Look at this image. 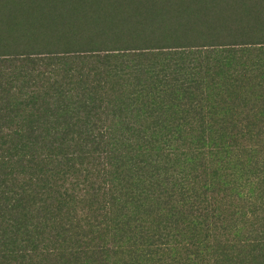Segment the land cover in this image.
Masks as SVG:
<instances>
[{"label":"trees","instance_id":"trees-1","mask_svg":"<svg viewBox=\"0 0 264 264\" xmlns=\"http://www.w3.org/2000/svg\"><path fill=\"white\" fill-rule=\"evenodd\" d=\"M47 1L0 53V264H264V0Z\"/></svg>","mask_w":264,"mask_h":264},{"label":"rangeland","instance_id":"rangeland-1","mask_svg":"<svg viewBox=\"0 0 264 264\" xmlns=\"http://www.w3.org/2000/svg\"><path fill=\"white\" fill-rule=\"evenodd\" d=\"M75 1L89 4L87 7L91 8L90 15L93 22H95L97 18H104L107 22L108 20H112V11L118 15L121 14V16L133 14L136 22L144 24L154 19H159L161 22H168L169 15L167 6L175 3L182 5L181 0H120V4L117 8L115 5L116 0H52L50 6L53 7L55 11L53 15L57 17V25L61 28L60 30L58 29L55 34H62L61 30H65L69 24L74 23L76 25L80 21V23H82L84 17L83 8L82 6L74 5ZM1 2V6L3 7L0 10V21L4 20L5 24L1 27L2 32H0V39L4 36L3 40H0V47L3 48L0 49V53L6 54L10 50L5 48L14 43L22 44L24 35H36L35 33L37 32L40 34V32L45 29L46 25L40 18L42 17V12L44 15H49V9L45 8L47 6V0H1ZM193 3L194 0H188V3L186 2L188 6L185 5L182 7V14L180 17L178 16L182 19V23L188 20L187 15L189 14L187 9H189ZM95 4L97 6H95ZM30 6H32V9H30ZM67 6L73 10H79L71 11L67 9ZM194 10H198V7L191 8V11ZM155 16L157 17L155 18ZM172 18H174V14H171V19ZM47 26L49 27V25ZM95 30H97V28H95ZM15 31H17V33L12 37ZM58 38H61V36H58ZM30 41L31 44H33L34 39H30Z\"/></svg>","mask_w":264,"mask_h":264}]
</instances>
